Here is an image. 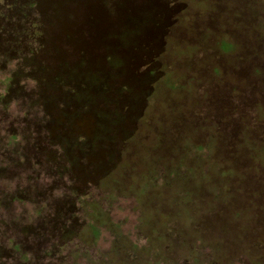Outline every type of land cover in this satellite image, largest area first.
<instances>
[{
  "label": "rangeland",
  "instance_id": "rangeland-1",
  "mask_svg": "<svg viewBox=\"0 0 264 264\" xmlns=\"http://www.w3.org/2000/svg\"><path fill=\"white\" fill-rule=\"evenodd\" d=\"M262 147L264 0H0V264H264Z\"/></svg>",
  "mask_w": 264,
  "mask_h": 264
},
{
  "label": "trees",
  "instance_id": "trees-1",
  "mask_svg": "<svg viewBox=\"0 0 264 264\" xmlns=\"http://www.w3.org/2000/svg\"><path fill=\"white\" fill-rule=\"evenodd\" d=\"M224 46L226 48L228 47L227 44H224ZM229 48H231V46H229ZM85 143L87 144L86 141H85ZM254 151H256L257 153H262L263 156H264V147L258 148V149L254 150ZM236 158H241L240 154ZM187 170H188L189 173H181L179 170H175L174 171V175L171 176V178L173 179L172 181L175 182L176 185L180 186L183 182L187 183V180H189V179H194V178L196 179V175L197 174H193L194 173L193 170H191L189 167H187ZM187 174H189V175L187 176ZM215 174H218V173L215 172ZM168 183L169 182H166V184H168ZM189 189L190 188H185V191L188 192ZM192 194H193V191H191L190 195H192ZM261 195H262V193L258 192L257 196H256V199H254V198H252V196H254V192L252 194H247V195L244 194L243 195V197H244L243 199L245 201H243L241 199L240 200H235L234 204H231L232 208L230 207V210H229L230 211L229 212V216H231V217L226 215L228 217V221H226L225 226H223V224H221V229H222V231H221V239H223V240L221 242L219 241V243L214 244L215 247L213 248L212 251H217L219 249H223L224 251H228L229 252V251H231L233 249H236V248H234L236 246L233 245V244L236 243V242H233V234L235 232V230H234L235 227L233 228L234 221H238V223L239 222H245V221L249 222V224L248 223H246L245 225L243 224L244 227L242 226V230H244L246 228V230L248 229V231H249L250 227H251L250 225H251L252 222H253L252 225L255 226V229L257 228V225H258V223L260 221L259 217L263 213L262 210H264V209H262L263 207H260L261 204H262V199H260ZM203 196L204 195L200 196L198 201L197 200L196 201L190 200L188 202V205L191 208H188L186 210H188L189 214L195 209L194 205L195 204L197 205V203L203 199ZM244 206H247L248 212L245 211ZM238 209H240V210H238ZM182 210H183V208H182ZM98 211L100 212V210H98ZM232 215H234L233 218H232ZM93 219H97V217L93 218ZM88 228H89L90 235L87 236L88 229H86L85 227H84V233H85L86 237L90 238V240H95V242H97V240L102 238V236H103L102 230L103 229L101 227L91 224ZM120 229H121V227L119 225V226L114 227L113 229L109 228V231H108V233L111 232L114 235V237H115V246H117V247H116V249H114V251L118 250L119 252L122 251V249L125 247L126 243L130 242V241L127 240V236ZM252 232H253L254 235H257V234L254 233L255 232L254 230ZM256 238H257L256 241L258 240V242H259V245H258L259 249H255L254 248L255 251H254V253L252 252V256L255 258V261L257 260V258H256L257 256L260 257V258L261 257L264 258V252L260 251L261 247L264 245L263 240H261L262 236L259 235V237H256ZM253 239H255V238H253ZM250 244H251V242L249 243V245ZM239 245H240V243L237 245V247ZM255 245L256 244H253L252 246H255ZM130 246H131V244H130ZM83 248H84V246L81 247L80 249H83ZM132 248L137 249V246L135 244H133ZM262 248H264V246ZM81 251L83 252L84 249L81 250ZM78 253L80 255H83L81 252H78ZM106 256H107V254H106ZM199 257H196V259H195V262L197 264L198 263L200 264L201 261H202L201 259H198ZM134 260H135V257H134ZM105 261L106 260H104V259L97 258V259L93 260L92 258H90V263L105 264ZM130 261H131V259H127L126 262L129 263ZM218 262H220V261H218ZM220 263H224V262L222 261ZM231 263L234 264V262H231ZM226 264H227V262H226ZM255 264H259V263H255Z\"/></svg>",
  "mask_w": 264,
  "mask_h": 264
}]
</instances>
